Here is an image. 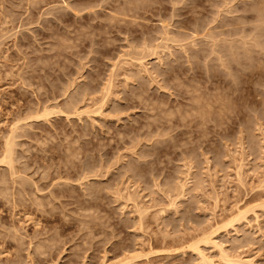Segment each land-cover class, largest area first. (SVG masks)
<instances>
[{"label": "rangeland", "instance_id": "374dc122", "mask_svg": "<svg viewBox=\"0 0 264 264\" xmlns=\"http://www.w3.org/2000/svg\"><path fill=\"white\" fill-rule=\"evenodd\" d=\"M0 264H264V0H0Z\"/></svg>", "mask_w": 264, "mask_h": 264}]
</instances>
